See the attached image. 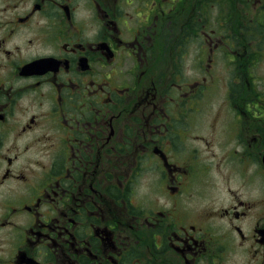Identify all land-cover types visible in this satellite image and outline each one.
<instances>
[{
    "label": "flooded vegetation",
    "instance_id": "obj_1",
    "mask_svg": "<svg viewBox=\"0 0 264 264\" xmlns=\"http://www.w3.org/2000/svg\"><path fill=\"white\" fill-rule=\"evenodd\" d=\"M0 264H264V0H0Z\"/></svg>",
    "mask_w": 264,
    "mask_h": 264
}]
</instances>
